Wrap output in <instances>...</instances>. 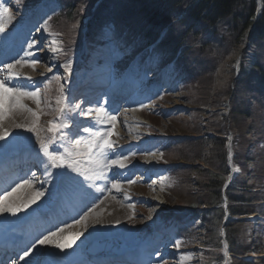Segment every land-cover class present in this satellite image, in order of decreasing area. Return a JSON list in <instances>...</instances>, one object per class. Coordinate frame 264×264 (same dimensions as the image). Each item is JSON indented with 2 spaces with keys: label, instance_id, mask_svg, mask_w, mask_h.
Masks as SVG:
<instances>
[{
  "label": "bare ground",
  "instance_id": "1",
  "mask_svg": "<svg viewBox=\"0 0 264 264\" xmlns=\"http://www.w3.org/2000/svg\"><path fill=\"white\" fill-rule=\"evenodd\" d=\"M252 31L253 29L248 34H252ZM23 38H30L28 31H24L22 35L12 37L10 40L3 33H0V69L8 63H15L21 57H24L25 60L37 59L39 62L35 67L31 63L17 65L15 71L21 74L20 77L14 78L10 83L6 81L9 87L15 84L25 91H35L37 89L35 83L40 76L39 70L44 64L43 60L46 58L49 61L50 57L48 55L42 56L41 51L39 49L36 50L34 47L29 49V44L27 43L21 44ZM246 42L249 43V41ZM30 50L36 55L33 58L25 57V52ZM27 77H31V80H28ZM120 99L121 97L118 96L114 98V101L119 102ZM23 103L38 111L40 119L41 116L48 115V112L44 110L42 100L39 108L31 99L25 98ZM130 106L132 105L130 104ZM128 112H132L131 108H129ZM94 117L95 112L90 115L92 125L95 124L96 128L106 131L107 121L103 125L96 124ZM34 119L30 113L17 109L6 119L0 121V133L5 130L8 133L4 140H0V156L2 153H6L8 157L3 160L6 166L14 172H20L23 176L11 185L10 190L16 187L17 184H22L25 180L31 184L30 187L25 186L12 196V199L15 200L14 203H21L30 199L36 191L44 193L36 203L30 205L27 209L20 210L11 217L8 216L4 225H7V223L13 225L25 212L30 214L33 219L40 217L32 223V229L37 233L33 235L32 241L25 249L30 251V255L25 257L20 264H72L67 260L69 256L77 253L88 241L102 238L105 233L119 235L121 226L125 221L123 223L120 222L124 217L129 218L131 215V207L128 204V200L131 197H136L141 203L143 199L137 196L136 191L128 181L129 178L126 179L121 175L123 168L118 166L95 168L94 171L89 172L91 179L86 180L84 176L67 167L58 170L57 173H53L40 154L30 153L28 158H23L26 152H20V144L24 142L25 133H31L28 128L33 125ZM131 121V119L128 120L129 123ZM18 124L24 125V127H16ZM115 124L112 130L114 137L111 138L114 142V147L125 137L123 133L124 124H120L117 118ZM117 155L118 152L114 153L111 150L108 153V159L116 158ZM82 159L83 166H87V159ZM9 168L5 170V173L0 172L4 179L8 178ZM115 182L120 184L119 191L112 188V184ZM6 192L5 189V191L0 193V196ZM52 201L53 203L51 204ZM90 207L92 211L88 212ZM156 207L152 206V209ZM86 212H88V219L77 223L76 221L81 220V217ZM3 215L4 213H0V218ZM127 215L129 216L126 217ZM60 228H63L64 231L59 233V242L68 245L67 247L57 248L54 244L39 245L38 243L35 248L30 247L33 242L43 238L50 232H57ZM78 233L79 235H77ZM17 250L20 252L21 249L18 248ZM24 251L19 256H22ZM12 252L11 250L9 256L5 257L3 264H7V262L16 257ZM136 252L139 255V251ZM138 255L136 254L135 256L137 257ZM115 261L110 264H145L144 258H134L129 261L124 257H120L115 259ZM171 263L168 261L164 264Z\"/></svg>",
  "mask_w": 264,
  "mask_h": 264
},
{
  "label": "rangeland",
  "instance_id": "2",
  "mask_svg": "<svg viewBox=\"0 0 264 264\" xmlns=\"http://www.w3.org/2000/svg\"><path fill=\"white\" fill-rule=\"evenodd\" d=\"M2 0H0L1 2ZM69 1V0H67ZM75 2L73 6H76L77 10V17L74 18V21L67 22V29L69 34H74L77 32L78 27H76L78 24H80V20L78 19V16L81 17L83 15H89L90 14V8L92 4H89V2H83L86 0H72ZM76 1L79 4V6L76 4ZM257 1L258 8H259V1ZM82 2V3H81ZM118 0H107V2L104 3V7L98 12V16L94 20V23H97L98 21H101V23L98 25L100 29H105L106 22H105V16L111 11H116L121 8V4L118 3ZM3 4V2H1ZM93 12V11H92ZM260 12V9H259ZM256 13V12H255ZM59 22H55V29L58 30ZM81 26V25H80ZM47 33L48 34H55L57 32L52 31L50 29V26L47 27ZM122 38H126L125 34H122ZM256 39V38H255ZM212 39L208 37L205 38V43L210 42ZM260 43V47L258 48V51L255 47L246 45L243 47L240 51L236 50L233 51L230 48L226 49V52L231 53V57L224 58L223 54L222 57L219 56L220 59L217 58V48L213 47L212 50V62L209 61L207 63V60L205 58H199V61L202 64H206L204 67L200 68L197 72V77L194 81V83L189 86L188 91L186 94H183L185 92V83L183 81L180 82V84H176L173 82V76L171 73L164 71L159 73L154 79H157L158 81L154 84V91H155V97L152 100H148L149 105L144 107L141 111L144 117L147 119L149 117L150 121L148 123L147 129L155 130L153 133L155 136H177V137H183L185 138L187 135L185 130L186 128L192 129L193 134H191V137H198L197 139H200L196 142H201L202 144L199 146H195L196 148L203 150L206 154H210V140L211 139H220L221 137H224L221 135V133L226 134V132L230 129H232L236 136L237 141L240 144H236L233 149L234 155L237 157L236 163L240 165L245 171H248V167L251 169L252 163L251 161H248L247 159L250 158L249 154V148L251 145H248L252 143L256 139H253L252 137L246 138L244 137L245 134L253 133V130L256 128V125L258 127L255 129V131H262L263 128V122H258V119L261 117L262 110L256 106V102H261L260 96H259V87L256 84V82L260 81L261 75L264 74L263 71H260L261 75L253 70V66L261 67L264 70V43L262 40L258 41ZM252 43H256V40H254ZM205 45V44H204ZM109 46L108 41H105L103 45L99 48H97L96 51H102L104 54L106 53V48ZM211 48V46L209 47ZM197 50V49H196ZM194 49V51H196ZM239 51V52H237ZM245 53L246 57L243 59V55L241 53ZM249 52V53H248ZM238 54V55H237ZM153 57H150L142 62L136 61L132 63L133 68L136 66V70H138L139 74L143 73V69L146 67L149 69L152 67H155L154 63L156 61V57L152 54ZM94 58L100 59L103 58L102 53H97L94 55ZM218 59V60H216ZM243 59V62L241 61ZM137 64V65H136ZM243 64V65H242ZM200 65V66H201ZM252 66V67H251ZM48 70V69H47ZM244 70V72H243ZM59 72V76H60ZM151 74H156V72H152ZM47 74H43L41 76V79L39 80V84H42L44 81H47L51 78V75H49V78L46 76ZM58 75H54L52 79L56 80ZM161 77L163 79L162 84H160ZM238 81H237V80ZM234 80L237 81L236 84L234 83ZM59 81V79H58ZM164 83L166 84L167 88H164ZM181 90H179V89ZM237 89V90H236ZM40 90L43 92L45 88L43 85L41 86ZM42 92V94H43ZM260 100V101H259ZM263 102V101H262ZM237 105L243 110V113L246 117L247 115L254 116V119H250L249 121L246 120L245 126L241 125L239 128L237 124H235L236 119L238 117V113L235 110V107ZM232 110V111H230ZM45 116H42L39 123L45 121ZM120 123V121L118 120ZM156 127H154L153 125ZM109 125V124H108ZM253 128H252V127ZM212 127L221 130L220 134H214L215 132L209 131ZM246 127V128H245ZM196 128H199L200 133H196ZM80 129L81 135L83 133L82 131V125L78 128ZM174 129V130H172ZM134 130V129H133ZM137 133H140V131L134 130ZM171 133L170 135L167 132ZM77 132V130H76ZM129 132L126 133L128 135ZM191 132H188L190 134ZM87 134V133H85ZM230 134V133H228ZM233 135L230 134L229 137V143L228 148L229 151H232V141H235L233 139ZM126 142H121L120 146L115 147V152H119L118 156L121 158L132 155L133 153L141 151V147L137 146L134 143L135 142L130 141L129 139H125ZM152 140V137H148L147 141ZM159 141V139H157ZM196 142H190V141H181L174 145V149L180 150L176 151V155H180L179 157H176L174 160L178 159H184L182 157L181 151L184 146H187L189 144H194ZM216 143V141H214ZM235 143V142H234ZM245 149L241 151V148L238 145H244ZM152 146H155V142L151 143ZM147 146V145H146ZM171 146V145H170ZM197 149V152L199 151ZM170 151V148L169 150ZM232 153V152H231ZM197 153H195L194 149L193 152L190 153V156H193ZM219 154V153H218ZM217 154V155H218ZM262 152H260L257 148H254L251 151V155L255 161H258V156H260ZM234 158L233 156L231 157ZM114 159V158H112ZM129 160L127 159L125 164L126 170H130L133 173L136 171L137 166L134 164H127ZM181 162V161H180ZM163 167V162L161 163ZM193 168L195 169H205L207 168V164L205 163H192ZM258 167H262V162L258 164ZM164 168V167H163ZM128 171V172H130ZM138 172L134 174L137 175ZM163 173V172H162ZM133 175H131V178H134ZM179 179H173L172 181L169 179L167 182V189L168 187L172 188L175 183V187L179 188L180 181ZM186 183L188 184V179H185ZM155 183V182H154ZM151 183V184H154ZM140 185V184H138ZM236 186L240 185V181H237L235 183ZM135 190L137 191V194L140 192L139 186H134ZM192 191H189L191 193ZM166 196H171L170 199L172 202L169 201L167 204V201H165L164 204L166 206H171L172 204H177V198L180 196H172L169 194V192L165 193ZM139 196V194H138ZM140 197V196H139ZM161 201V200H160ZM136 202L135 198L129 200V205L131 207V215L129 218H123L120 223L124 224L121 226V228L126 224H129V222H132L136 220L137 226L140 227L141 232L144 230H147V228H152L153 226L149 225L148 227L144 228L145 222H148V220L145 218L147 217V214H143L141 218H138L135 216L136 214ZM171 204V205H170ZM142 206V205H140ZM165 209V208H164ZM25 216V215H24ZM127 215L126 217H128ZM150 223H154V220L150 219ZM129 234V233H128ZM200 239V238H198ZM186 256L190 257L186 258L187 263L185 264H201L205 263L206 261L201 257L199 254L200 245H196L193 248L185 249ZM190 250V251H187ZM164 258H159V260H162Z\"/></svg>",
  "mask_w": 264,
  "mask_h": 264
},
{
  "label": "trees",
  "instance_id": "3",
  "mask_svg": "<svg viewBox=\"0 0 264 264\" xmlns=\"http://www.w3.org/2000/svg\"><path fill=\"white\" fill-rule=\"evenodd\" d=\"M121 4V10L118 11L124 20L129 21L133 25H139L144 34H160L162 30H167L169 40L172 39L178 42H184L188 50L185 55L186 64L191 68L190 73L196 72L198 66L201 65L199 58L202 55L207 60L212 59V48H217V58L231 57L230 52H226L227 48L231 50H241L247 38H256L264 43V9L261 16L256 19V1L255 0H118ZM264 2V0H263ZM255 28V29H254ZM252 34H248L250 30ZM210 37L212 41L205 43V38ZM205 44V45H204ZM211 46V48H209ZM253 47H260V44H253ZM194 49L196 51H194ZM237 51V52H239ZM216 59V60H218ZM204 67V66H203ZM253 70L260 75L261 67L253 66ZM264 72V71H263ZM258 81L259 96L261 102H256L261 110V117L258 122H263L264 128V74L261 75ZM260 101V100H259ZM263 101V102H262ZM235 110L238 113L236 120L237 126L240 128L242 122L246 120L243 110L237 105ZM249 119H254V116L246 114ZM245 125V124H244ZM252 127V126H251ZM258 125H256V128ZM253 128V127H252ZM255 128V129H256ZM254 129V130H255ZM217 132L221 133V130ZM264 133V129L262 130ZM216 141V143L214 142ZM222 140L211 139L210 147L217 144L222 147ZM220 150V148H218ZM220 157L216 159L219 162H224V152L220 150ZM214 161V158H211ZM209 162L214 165L213 162ZM228 170L222 167L215 174L207 172L209 175L208 181L205 184L207 191L210 193L208 212V220L206 225L212 237H217L219 228L222 225L223 210L220 208L222 200V187L225 183V178ZM254 189V188H253ZM257 189V188H255ZM249 191V190H248ZM249 193H252L251 191ZM257 193V192H255ZM231 201V216L240 217L246 214L253 213L252 208L235 207L239 203H247L253 201L254 197H245L243 195L235 196L229 191ZM256 202V201H255ZM235 207V208H234ZM253 207V205H252ZM218 229V231L216 230ZM234 229V227L232 228ZM233 251H236L233 247ZM240 264H250L240 262Z\"/></svg>",
  "mask_w": 264,
  "mask_h": 264
},
{
  "label": "snow or ice",
  "instance_id": "4",
  "mask_svg": "<svg viewBox=\"0 0 264 264\" xmlns=\"http://www.w3.org/2000/svg\"><path fill=\"white\" fill-rule=\"evenodd\" d=\"M19 3V0H17ZM13 19L11 15L10 9L7 6H0V33L5 31L6 23H10ZM59 35V34H57ZM62 42L53 39L49 45L51 52L53 55H57L63 51L60 46ZM33 44L30 43L28 45L29 49L33 48ZM36 54L33 51L25 52L24 56L33 58ZM37 59L25 60L24 57L15 61V63H8L4 65L2 69H0V121L6 119L8 116L12 114L13 111L17 109H22L28 113H30L35 119L33 121V125L28 128V131L35 132L37 134V140L40 143V149L43 152L44 156L47 157L48 166L53 168H69L73 171L77 172L79 175L84 176V178L91 179L89 175L90 171H94L95 168H108L111 166H118L119 168L126 167L125 161L127 157L121 158L120 156H116V158L109 160L108 153L113 149L114 142L111 139L113 135L112 129L109 130H101L96 128L94 124L91 127L83 128V133H87V136H80V138H75L80 135V131L77 130L76 133L70 134L66 132V129L70 128V125L66 122V97L63 96V86L60 87L61 95L56 100L57 108L55 111L59 112L60 119L57 121H50V127L48 131L52 133V136L49 137L47 141L40 138L38 123L40 121V113L38 111L33 110L23 103L24 99L33 100L37 108H39L41 103L40 90L37 88L35 91H25L21 87H17L13 84L11 87L8 86L14 78L20 77V73L15 71L17 65H21L22 63L28 64L31 63L33 67L38 63ZM66 69H70V62L65 65ZM28 80H31V77H27ZM58 79V78H57ZM6 81L8 83H6ZM50 86V82H49ZM79 108V105H76ZM95 112V121L96 124L103 125L106 121L107 123L112 125V128L115 127L116 117L111 116L110 114H106V109L102 106L97 107L96 109H89L87 112H82V115L90 116ZM16 127H24V125H16ZM59 134L60 143L50 151V144L56 140V135ZM8 135L7 131L0 133V140H4ZM64 141H67V146H65ZM62 149V151H61ZM134 155V154H133ZM87 159V166H83V159ZM131 183H135V181H130ZM25 186H31L30 182L25 180L22 184H17L11 191L6 192L4 195L0 196V213H11L12 215H16L17 212L23 209H27L30 205L36 203V201L44 195L42 191H36L30 199L21 202V203H10V198L14 196L21 188ZM112 188L117 191L120 190V184L115 182L112 184ZM92 211L90 207L88 212ZM88 212H86L81 220H77V223H81L82 221H86L88 219ZM151 219V216L149 217ZM64 229L60 228L57 232H50L48 235L43 238L38 239L37 241L31 244V248H35L36 244L46 245V244H54L57 248H64L68 245L62 244L59 242V233L63 232ZM79 235V233L77 234ZM180 241H176V246H179ZM30 255L29 250H25L23 255L19 257V260H24L25 257ZM190 258V257H182V259ZM14 264H19V261L14 262Z\"/></svg>",
  "mask_w": 264,
  "mask_h": 264
}]
</instances>
